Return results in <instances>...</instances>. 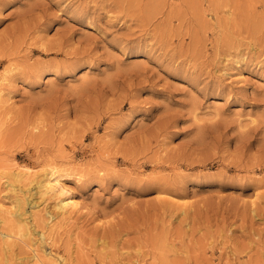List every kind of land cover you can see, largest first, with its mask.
Instances as JSON below:
<instances>
[{
    "label": "rangeland",
    "instance_id": "obj_1",
    "mask_svg": "<svg viewBox=\"0 0 264 264\" xmlns=\"http://www.w3.org/2000/svg\"><path fill=\"white\" fill-rule=\"evenodd\" d=\"M18 165L84 208L52 217ZM16 199L32 248L0 236V264H264V0H0Z\"/></svg>",
    "mask_w": 264,
    "mask_h": 264
},
{
    "label": "bare ground",
    "instance_id": "obj_2",
    "mask_svg": "<svg viewBox=\"0 0 264 264\" xmlns=\"http://www.w3.org/2000/svg\"><path fill=\"white\" fill-rule=\"evenodd\" d=\"M51 166L52 165H50V168H47L44 171L36 174L34 173L35 171L32 173L30 167L18 165L17 167H15V170L11 171L6 176V181L9 180L7 184L11 186L12 190H15V186H17L15 183L23 181L25 178H30V182H35L34 187L36 188V190L34 191L39 195L38 197L42 198L44 196L46 197V195H52L53 205L55 209V214L52 213V217H56L57 215H66L71 211H79L80 209H83L84 206H82L80 200H78L75 194L70 190V188L67 187L64 181L63 174L57 173L56 168ZM21 198H23V196ZM16 200V204L13 205L9 203V207L7 205L5 206L4 202L0 200V214L2 215V218L0 215V222L7 221L12 224V227L10 226V228H8L9 223L7 224L8 227L0 228V236L1 239L6 243L12 240H19V244H26V246L31 247V244L29 243L32 235V232L29 228L30 215H26L27 211L24 208L22 209L21 206L23 202L21 203L20 199ZM13 206L14 208H12ZM38 252H35V255L38 262L40 261L42 264H61V262L63 261V258L60 259L59 257H56L52 254H49L47 260H45L43 259L44 257L38 254ZM55 254L57 253L55 252Z\"/></svg>",
    "mask_w": 264,
    "mask_h": 264
}]
</instances>
